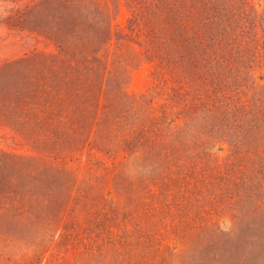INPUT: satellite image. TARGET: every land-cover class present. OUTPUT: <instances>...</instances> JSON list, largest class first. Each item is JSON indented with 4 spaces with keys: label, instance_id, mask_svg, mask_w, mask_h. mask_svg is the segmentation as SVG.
<instances>
[{
    "label": "rangeland",
    "instance_id": "1",
    "mask_svg": "<svg viewBox=\"0 0 264 264\" xmlns=\"http://www.w3.org/2000/svg\"><path fill=\"white\" fill-rule=\"evenodd\" d=\"M0 264H264V0H0Z\"/></svg>",
    "mask_w": 264,
    "mask_h": 264
},
{
    "label": "trees",
    "instance_id": "2",
    "mask_svg": "<svg viewBox=\"0 0 264 264\" xmlns=\"http://www.w3.org/2000/svg\"><path fill=\"white\" fill-rule=\"evenodd\" d=\"M201 1H203V0H201ZM202 7H203V5H202ZM51 91L54 92L52 89H49V90L45 89L43 94H46V92H51ZM54 93H56V92H54ZM76 97H78L77 93H76ZM52 100H53V102L55 101L54 99H52ZM45 106H46V103H45ZM55 107H57L60 110L59 113H62L64 111H66V110H70L71 109V104L69 103L67 105L66 102L57 101L56 104H55ZM45 109H46V107H45Z\"/></svg>",
    "mask_w": 264,
    "mask_h": 264
}]
</instances>
